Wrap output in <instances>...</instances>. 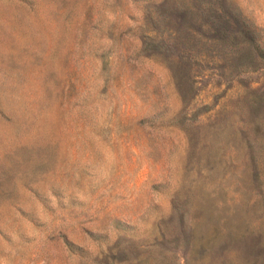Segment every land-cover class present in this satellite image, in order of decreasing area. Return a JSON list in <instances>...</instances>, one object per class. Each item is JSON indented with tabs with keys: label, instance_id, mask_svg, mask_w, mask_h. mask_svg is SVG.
Returning <instances> with one entry per match:
<instances>
[{
	"label": "rangeland",
	"instance_id": "rangeland-1",
	"mask_svg": "<svg viewBox=\"0 0 264 264\" xmlns=\"http://www.w3.org/2000/svg\"><path fill=\"white\" fill-rule=\"evenodd\" d=\"M0 264H264V0H0Z\"/></svg>",
	"mask_w": 264,
	"mask_h": 264
}]
</instances>
